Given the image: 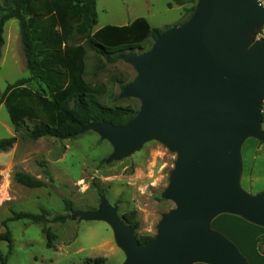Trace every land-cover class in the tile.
Returning a JSON list of instances; mask_svg holds the SVG:
<instances>
[{
	"label": "water",
	"instance_id": "95a60500",
	"mask_svg": "<svg viewBox=\"0 0 264 264\" xmlns=\"http://www.w3.org/2000/svg\"><path fill=\"white\" fill-rule=\"evenodd\" d=\"M264 7L256 0H197L193 13L169 27L147 50L120 59L135 71L119 93L139 100L126 123L89 121L113 147L110 163L157 140L176 153L152 239L140 243L137 227L101 196L94 209H74L80 220L105 221L125 254L120 264H251L239 247L212 227L223 213L264 227V191L244 187L242 145L264 143Z\"/></svg>",
	"mask_w": 264,
	"mask_h": 264
},
{
	"label": "rangeland",
	"instance_id": "374dc122",
	"mask_svg": "<svg viewBox=\"0 0 264 264\" xmlns=\"http://www.w3.org/2000/svg\"><path fill=\"white\" fill-rule=\"evenodd\" d=\"M172 1L97 0L96 28L106 23L127 24L137 16L147 17L153 26L172 27L187 18L188 10L193 5L191 0H187L183 5L174 3L170 7ZM14 30L20 33L18 21L11 19L5 32L7 47L4 49L7 50L5 56L0 58V97L9 83L30 74L20 36ZM261 32V29L255 31L254 40L263 38ZM110 67L109 71L101 74L103 80L115 70L132 68L123 60ZM114 89L117 93L121 91L120 86ZM132 101L140 104L133 97L121 98L118 102ZM34 122L26 121L30 126ZM262 124L264 128V120ZM14 134L11 116L2 103L0 139ZM112 151V145L93 130L68 139L46 136L31 141L19 138L11 149L0 151V233L10 232L13 242L10 249L8 241L0 238V251L8 257L7 264H93L88 260L99 256L107 257L106 264H120L124 260L125 254L115 243L110 225L105 221L80 220L79 216H73L72 212L66 210L65 197L72 201L74 210L94 209L98 207L101 196L105 195L110 203L118 204L122 217L135 212L139 221L136 230L139 235H155L162 213L175 206L172 200L163 198V192L168 185L176 153L162 142L151 140L130 156L107 163L106 159ZM242 155L247 172L251 162L264 164V143L254 137L247 138L242 145ZM46 168L54 177L49 186L29 188L14 179L17 170L46 178ZM246 174L242 177V184L250 190L246 187ZM263 187L260 185V188ZM43 209L47 210L50 219L58 214L69 215L63 222L50 221L45 224L56 235L51 248L47 246L43 224L29 219L9 220L15 211L40 213ZM231 217L237 216L228 213L216 216L212 227L230 238L232 231H240V235L248 240V234H245L247 230L239 223L237 225Z\"/></svg>",
	"mask_w": 264,
	"mask_h": 264
},
{
	"label": "trees",
	"instance_id": "16d2710c",
	"mask_svg": "<svg viewBox=\"0 0 264 264\" xmlns=\"http://www.w3.org/2000/svg\"><path fill=\"white\" fill-rule=\"evenodd\" d=\"M191 1L193 5L187 18L197 2ZM174 2L183 5L187 0ZM96 4L97 0H0V58L6 24L16 19L30 73L9 83L0 97V103H5L15 129L13 136L0 139V151L11 149L19 138L31 141L46 136L76 138L89 121L106 120L121 125L138 112V102H118L121 100L119 93L132 81L135 71L124 67L109 73L106 80L101 78V74L119 62L121 54L150 48L170 26L152 27L146 18L138 17L129 24H109L96 29ZM115 86H120L119 93ZM27 120L35 122L30 126ZM42 165L47 166L45 162ZM44 174L46 178H40L17 170L14 179L29 188L49 186L54 177L47 168ZM64 202L66 210L71 212L72 201L65 197ZM68 216L58 214L50 219L47 210L43 209L40 213L15 211L9 220L29 219L43 224L47 246L51 248L56 235L45 224L63 222ZM124 219L139 227L134 211L124 214ZM136 235L140 243L154 237L139 235L137 231ZM0 238L6 239L10 249L13 248L10 232L0 233ZM258 249L264 254V234L258 237ZM7 258L0 251V264H7ZM88 261L106 264L107 257L99 256Z\"/></svg>",
	"mask_w": 264,
	"mask_h": 264
},
{
	"label": "crops",
	"instance_id": "0c3cea01",
	"mask_svg": "<svg viewBox=\"0 0 264 264\" xmlns=\"http://www.w3.org/2000/svg\"><path fill=\"white\" fill-rule=\"evenodd\" d=\"M170 3H172V5L169 4L170 7H173L174 3H176V2H174V0H173ZM138 17H144L149 22V19L147 17H145V16H137L136 18H138ZM136 18H134L129 23L133 22ZM129 23H127V24H129ZM109 24H111V25H118V24L106 23V24L102 25L101 27H103L105 25H109ZM149 24L152 27H158V26H153L150 22H149ZM120 25H125V24H120ZM96 29H99V28H96ZM5 32H6V27H5ZM15 33H16L17 36H20V33L18 34L16 31H15ZM7 37H8V34H7ZM6 43H7V38L5 36V44L3 46V54H2V57L5 56V51L7 50V48L4 49L5 46L7 47V44ZM15 61L17 62V59H15ZM2 103L5 104L4 102H2ZM2 103H0V104H2ZM244 174H246L245 175L246 176V185H247L246 187H248L253 192H257V191L264 190V187L263 188H260V185L264 186V164H260V162H256V161L255 162H251V164L249 166V169H248V172H247V167H246L245 162H244L243 175ZM232 216H237V217H231V218H233L232 220H234L235 222H237V225L239 223V225L241 227H243L245 230H247V233H245V234L246 235L248 234L247 236L249 238H248V240H245L240 235L241 232L240 231L236 232L235 230L231 232V234H232V237L231 238L233 240H235V244L239 247V249L242 251V253L248 258V260L250 261L251 264H264V254H262L260 252V250L258 249V237L260 235L264 234V227H262L260 225H257V224H254V223H251V222L243 219L242 217H240L238 215L232 214ZM244 221L245 222H248V223H245ZM203 264H207V263H203Z\"/></svg>",
	"mask_w": 264,
	"mask_h": 264
},
{
	"label": "built area",
	"instance_id": "2783aa9c",
	"mask_svg": "<svg viewBox=\"0 0 264 264\" xmlns=\"http://www.w3.org/2000/svg\"><path fill=\"white\" fill-rule=\"evenodd\" d=\"M256 1H257L261 6L264 7V0H256ZM261 30H262V32L260 33V35L264 37V24H263V26L261 27ZM261 112H262V114H263V120H264V98H263V100H262V102H261Z\"/></svg>",
	"mask_w": 264,
	"mask_h": 264
}]
</instances>
